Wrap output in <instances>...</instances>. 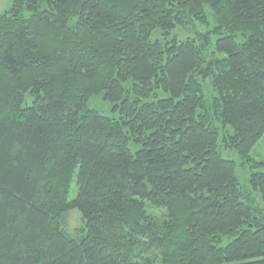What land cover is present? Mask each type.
I'll list each match as a JSON object with an SVG mask.
<instances>
[{"label":"trees","instance_id":"obj_1","mask_svg":"<svg viewBox=\"0 0 264 264\" xmlns=\"http://www.w3.org/2000/svg\"><path fill=\"white\" fill-rule=\"evenodd\" d=\"M263 135L264 0H11L0 264H264Z\"/></svg>","mask_w":264,"mask_h":264},{"label":"rangeland","instance_id":"obj_2","mask_svg":"<svg viewBox=\"0 0 264 264\" xmlns=\"http://www.w3.org/2000/svg\"><path fill=\"white\" fill-rule=\"evenodd\" d=\"M11 6V0H0V14L6 11ZM206 14L208 18V26L200 25L197 22H193L185 27H178L171 32V36H175L179 41L185 40L187 38H192L194 35L193 33L196 32H204L208 27H211L214 23L213 18L208 9H206ZM159 40L161 39V35L159 31H154L151 34V40ZM157 95L162 97V93L158 92ZM31 98L26 95L24 105L30 104ZM86 108L89 110H94L102 116L109 117V118H118V112L113 110V104L107 102L103 99L102 94L90 96L86 102ZM130 150L132 152L135 151V147L130 145ZM221 156L224 159L234 160L237 164L236 176L239 181L242 183L246 180L249 172L251 171L250 168H247L248 164L245 165V168L240 166V162L235 155V153L226 151L221 152ZM249 157L254 160L255 162H259L264 158V135L262 138L257 142V144L251 149L249 152ZM75 197V188L74 183L71 185V190L67 196L68 201L72 200ZM257 203H259V198L254 195ZM69 217L68 221V231L71 233L78 232L81 233L82 229H84L83 221L81 220V216L78 211L74 210L67 214Z\"/></svg>","mask_w":264,"mask_h":264}]
</instances>
